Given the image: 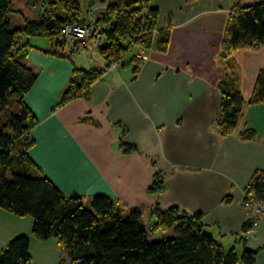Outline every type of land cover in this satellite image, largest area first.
<instances>
[{"label": "crops", "instance_id": "obj_1", "mask_svg": "<svg viewBox=\"0 0 264 264\" xmlns=\"http://www.w3.org/2000/svg\"><path fill=\"white\" fill-rule=\"evenodd\" d=\"M257 1L151 0L158 8L157 28L168 30L167 48L159 50L154 41L146 60L130 56L106 69L86 94L59 106L74 66L104 67L106 61L99 53L92 59H73L59 48L50 53L55 47L48 39L34 44L30 38L33 47L22 62L37 78L24 100L36 117L29 153L37 167L63 193L80 194L86 205L106 195L123 214L138 210L148 226L155 202L200 213L204 231L234 249L236 264H244V249L256 251L252 264H264V200L258 230L240 239L250 215L243 205L246 189L255 172L264 173V102H247L264 68V43L228 57L221 50L233 5ZM87 45L90 39L77 41L70 53L85 52ZM230 78L246 102L236 126L221 135L215 123L220 84ZM247 129L253 137L242 136ZM121 142L136 149L124 153ZM156 171L164 188L152 194L147 189ZM32 224L30 216L0 208V252L13 237L26 235L30 264H73L53 237L36 238Z\"/></svg>", "mask_w": 264, "mask_h": 264}, {"label": "trees", "instance_id": "obj_2", "mask_svg": "<svg viewBox=\"0 0 264 264\" xmlns=\"http://www.w3.org/2000/svg\"><path fill=\"white\" fill-rule=\"evenodd\" d=\"M151 0H107L97 12V22H106L101 29L106 43L97 46L106 61L104 67L84 69L74 66L67 87L57 105L86 94L91 83L111 64H122L126 54L135 46L148 49L167 48V28H157L158 8ZM191 1V0H187ZM60 5V7L58 6ZM65 9L59 12V9ZM37 9V8H36ZM144 9V12H143ZM35 10V9H34ZM17 12L12 0H0V208L16 216L33 219L32 234L41 240L53 237L73 264H236L233 248L226 250L204 231L200 213H187L175 206L161 208L155 202L150 209L152 221L146 227L138 210L121 213L106 195H95L86 205L78 193H63L35 164L29 150L35 140L30 130L36 117L24 100L36 81V73L22 59L33 47L30 38H47L55 47L50 53L63 49L59 40L64 24L84 22L77 0H49L37 17L22 15V25L11 28L9 14ZM22 36L28 41L23 42ZM264 43V0L250 4L235 3L226 22L221 50L228 57L238 49H249ZM136 59L131 55L130 60ZM138 66H134V72ZM246 102L236 89L233 78L220 84V102L215 123L221 135L236 126ZM249 104L264 102V68L255 77ZM15 106L12 111L10 105ZM242 136L250 138L247 129ZM124 153L135 150L134 145L120 143ZM164 180L156 171L148 191L161 192ZM264 200V173L257 171L246 189L247 195ZM249 225L246 221L243 230ZM171 230L170 238L151 239L156 231ZM242 236L240 239H245ZM256 251L244 249L240 260L252 264ZM29 238L13 237L0 252V264H30Z\"/></svg>", "mask_w": 264, "mask_h": 264}, {"label": "built area", "instance_id": "obj_3", "mask_svg": "<svg viewBox=\"0 0 264 264\" xmlns=\"http://www.w3.org/2000/svg\"><path fill=\"white\" fill-rule=\"evenodd\" d=\"M101 7V9H104ZM103 37L100 24L97 22V14L89 12L87 19L84 22H72L63 25L59 40L66 43L68 39H72L73 43L79 41L80 43H86L89 39L91 40V46L97 47L100 44L101 38ZM84 46H81L83 49ZM135 58L140 60L147 59L146 48L143 46H137L132 51ZM116 64H111L107 70L112 69ZM243 205L245 208L250 210V215L247 221L249 225L242 231L241 235L249 237L254 234L260 225V214H261V202L258 201L252 194L246 196Z\"/></svg>", "mask_w": 264, "mask_h": 264}, {"label": "rangeland", "instance_id": "obj_4", "mask_svg": "<svg viewBox=\"0 0 264 264\" xmlns=\"http://www.w3.org/2000/svg\"><path fill=\"white\" fill-rule=\"evenodd\" d=\"M14 2V6L16 7L17 9V12H12L9 14V17H8V20L10 22V27L11 28H17V27H20L22 25V15H26V16H29V17H37V12H35V10L33 8L30 7V1L29 0H12ZM53 1V0H52ZM78 3L80 4V8H81V13H80V19L85 21L87 19V14L88 12H92L93 14H97V12L101 11V9L97 8V6L99 4H101V1L102 0H77ZM91 4H94V9L91 10ZM60 7V5H58ZM59 9V12H62L64 11L65 9ZM143 12H144V9H143ZM100 26H101V29H106L108 27V24L106 22H101L100 23ZM22 41L23 42H26L25 41V36H22ZM27 38V37H26ZM40 40H43V41H48L47 38H32L31 39V42H33L35 44V42H38V44H40ZM106 41L105 39L102 37L101 38V41H100V46H103L105 45ZM71 47H73V41L72 39H68V41L63 45V49L66 53H69L70 57L73 58V59H76V58H82L84 55L86 54H89L91 55V59L92 57H94V55H98V50H97V47H92L91 45H87L86 47V50L85 52H83L82 50L80 49H74L72 50V53L71 52ZM137 47V46H135ZM133 51V49H132ZM130 51L128 54L125 55L124 59H123V63H127L129 61V58L131 56V52ZM93 54V55H92ZM92 68H99L97 65H92ZM11 106V109L12 111H14L16 108L14 105H10ZM5 117L3 115H1L0 117V122L4 121ZM142 223L147 227L148 226V221L143 218L142 219ZM163 235L164 237L162 238H170L174 235V233L170 230L168 231H156L154 232L153 234L150 235L151 239H159L160 235Z\"/></svg>", "mask_w": 264, "mask_h": 264}, {"label": "flooded vegetation", "instance_id": "obj_5", "mask_svg": "<svg viewBox=\"0 0 264 264\" xmlns=\"http://www.w3.org/2000/svg\"><path fill=\"white\" fill-rule=\"evenodd\" d=\"M30 1V7L37 10H42L43 7L45 6V4L49 1V0H29ZM51 1V0H50ZM107 1V0H105ZM104 1V2H105ZM94 5V4H93ZM37 8V9H36Z\"/></svg>", "mask_w": 264, "mask_h": 264}, {"label": "water", "instance_id": "obj_6", "mask_svg": "<svg viewBox=\"0 0 264 264\" xmlns=\"http://www.w3.org/2000/svg\"><path fill=\"white\" fill-rule=\"evenodd\" d=\"M104 1H105V0H102V1H101V4H99V5L97 6V8L101 9V7L106 6V4H105ZM90 5H91V6H90V7H91V10L94 9V5L91 4V3H90ZM101 10H102V9H101ZM90 12H91V11H90Z\"/></svg>", "mask_w": 264, "mask_h": 264}]
</instances>
